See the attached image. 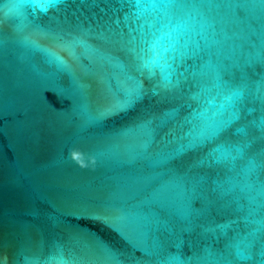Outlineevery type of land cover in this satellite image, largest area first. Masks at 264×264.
<instances>
[{
	"label": "water",
	"instance_id": "95a60500",
	"mask_svg": "<svg viewBox=\"0 0 264 264\" xmlns=\"http://www.w3.org/2000/svg\"><path fill=\"white\" fill-rule=\"evenodd\" d=\"M0 264H264V0H0Z\"/></svg>",
	"mask_w": 264,
	"mask_h": 264
},
{
	"label": "snow or ice",
	"instance_id": "6c2138e0",
	"mask_svg": "<svg viewBox=\"0 0 264 264\" xmlns=\"http://www.w3.org/2000/svg\"><path fill=\"white\" fill-rule=\"evenodd\" d=\"M57 0H32L34 6L39 7L42 10H46L47 7L56 3ZM137 10L148 6L168 5L171 6L175 3V0H134ZM166 51V50H165ZM117 107H123V105H117Z\"/></svg>",
	"mask_w": 264,
	"mask_h": 264
}]
</instances>
